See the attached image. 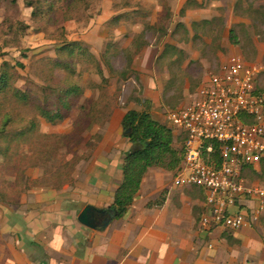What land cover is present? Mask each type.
<instances>
[{
    "label": "rangeland",
    "instance_id": "1",
    "mask_svg": "<svg viewBox=\"0 0 264 264\" xmlns=\"http://www.w3.org/2000/svg\"><path fill=\"white\" fill-rule=\"evenodd\" d=\"M29 1L33 0H0V67L3 63L9 65L13 86L30 98L27 105L0 99V120L11 113L18 126L32 118L38 124L29 139L12 145L7 157L0 156V187L9 199L15 200L18 194L29 190L72 186L115 113L137 107L149 111L150 101L143 95L150 90L159 95L157 121L165 124L164 113L188 102L203 81L231 55H239L245 63L258 68L256 88L264 94V20L258 9L260 0H235L233 17L240 20L228 26L225 6L208 21L187 24L181 20L187 11L203 9L210 0L180 11L165 0H82L74 7L70 6L71 0H55L46 19L32 15ZM119 15L116 24L109 22ZM229 30H233L236 43L231 41ZM142 32L141 42L146 44L129 66V56L121 51ZM74 41L84 45L95 61L88 58L75 62L71 78L58 69L51 72L48 62L55 59L57 47ZM166 47L181 51L175 63V56L160 57ZM146 49L153 52V57L156 55L150 71L141 65ZM106 56L110 68L103 63ZM65 80L76 83L83 92L64 120L47 123L38 117L33 103L44 106L46 100L53 101L48 86L62 87ZM122 133L123 129V137ZM179 145L174 139L173 146ZM159 169L173 179L174 171ZM245 176L251 183L264 182L255 172L247 171ZM5 205L9 204L0 199V208Z\"/></svg>",
    "mask_w": 264,
    "mask_h": 264
},
{
    "label": "crops",
    "instance_id": "2",
    "mask_svg": "<svg viewBox=\"0 0 264 264\" xmlns=\"http://www.w3.org/2000/svg\"><path fill=\"white\" fill-rule=\"evenodd\" d=\"M165 1L180 11L203 0ZM234 1L210 0L181 20L208 21L225 6L227 26L238 23ZM259 2L264 9V0ZM152 55L144 50L143 69L150 71ZM143 96L150 101L146 111L158 120V93L148 90ZM127 111L114 114L72 186L29 190L16 206L0 208V264H264V212L253 226L235 232L202 231L204 192L175 187L159 168L148 169L124 216L111 218L108 208L122 180L124 153L134 149L126 131L121 136ZM257 184L264 188V182ZM84 212L89 225L78 220Z\"/></svg>",
    "mask_w": 264,
    "mask_h": 264
},
{
    "label": "built area",
    "instance_id": "3",
    "mask_svg": "<svg viewBox=\"0 0 264 264\" xmlns=\"http://www.w3.org/2000/svg\"><path fill=\"white\" fill-rule=\"evenodd\" d=\"M257 67L239 55L222 62L164 123L180 142L182 161L173 185L205 195L202 231L235 232L253 226L264 212V188L245 176L264 161V94Z\"/></svg>",
    "mask_w": 264,
    "mask_h": 264
},
{
    "label": "trees",
    "instance_id": "4",
    "mask_svg": "<svg viewBox=\"0 0 264 264\" xmlns=\"http://www.w3.org/2000/svg\"><path fill=\"white\" fill-rule=\"evenodd\" d=\"M82 0H71L70 6L74 7L80 4ZM36 4H35V3ZM28 7L32 8V15L39 18H47L46 12L51 11L55 6V0H33L28 2ZM264 20V9L259 8ZM120 20V15L112 17L109 22L115 24ZM264 23V21H263ZM144 33L132 40L130 47L123 49L121 53L129 56L128 65L132 63L135 57L145 46L143 41ZM229 36L233 43H236L233 30H229ZM108 49L105 50L104 56ZM55 59H50L48 67L51 72L58 69L60 73H64L66 78H71L75 72V62L78 60L85 61L88 58L94 60L88 52L87 48L80 42L74 41L70 43H62L57 47ZM180 50L172 47H166L160 54L175 56L173 63L176 62ZM95 61V60H94ZM105 66L110 68L109 57L103 58ZM20 68L23 65L16 63ZM98 65V64H97ZM9 65L3 63L0 67V99L8 98L11 102L19 105H27L30 102L29 95L14 87L12 84V75L7 68ZM98 67V74L102 76V70ZM52 93L53 101L46 100L44 106L34 104V110L38 117L45 122L55 124L64 120L68 113L74 107V101L81 96L82 88L74 82L64 81L62 87L48 86ZM50 102V103H49ZM176 109V108H174ZM121 127L124 131L128 130L126 138L134 146V149L124 153L122 165V180L119 187L113 195V201L108 208L112 212L111 218L119 219L124 216L128 208L132 205L142 182L149 168H161L167 171L176 172L179 167L183 152L180 148H175L174 136L171 130L159 121L152 118L146 110L137 111L129 109L121 120ZM38 129L36 118L30 119L26 124L18 126L11 113L2 116L0 120V156L7 157L14 144H20L29 139ZM101 137H98L100 142ZM246 172L251 171L257 173L264 179V161L260 163L258 169L246 167ZM246 175V174H245ZM9 199L1 190L0 199L5 204H17L18 198Z\"/></svg>",
    "mask_w": 264,
    "mask_h": 264
},
{
    "label": "water",
    "instance_id": "5",
    "mask_svg": "<svg viewBox=\"0 0 264 264\" xmlns=\"http://www.w3.org/2000/svg\"><path fill=\"white\" fill-rule=\"evenodd\" d=\"M125 134L127 135L128 134V130H126ZM82 224H85V225H89V222L86 218V214L85 212L79 217L78 219Z\"/></svg>",
    "mask_w": 264,
    "mask_h": 264
}]
</instances>
